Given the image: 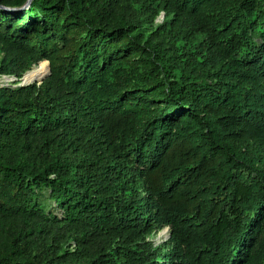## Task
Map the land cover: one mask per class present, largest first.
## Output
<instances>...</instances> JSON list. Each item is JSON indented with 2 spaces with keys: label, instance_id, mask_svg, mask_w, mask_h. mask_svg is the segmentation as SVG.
<instances>
[{
  "label": "trees",
  "instance_id": "16d2710c",
  "mask_svg": "<svg viewBox=\"0 0 264 264\" xmlns=\"http://www.w3.org/2000/svg\"><path fill=\"white\" fill-rule=\"evenodd\" d=\"M147 1L0 0V264H264V0Z\"/></svg>",
  "mask_w": 264,
  "mask_h": 264
},
{
  "label": "rangeland",
  "instance_id": "374dc122",
  "mask_svg": "<svg viewBox=\"0 0 264 264\" xmlns=\"http://www.w3.org/2000/svg\"><path fill=\"white\" fill-rule=\"evenodd\" d=\"M150 2H152V0H149V2L147 1V3H148L147 7L154 10L155 6L152 5V3H150ZM150 13H151V11H150ZM153 14L155 15L154 22H153V24H151V22H147L146 28L149 31V33L153 34V36H154L158 26H160V25L163 26L166 23V21H167L166 16L167 15H166V12L162 9L159 12H157L155 10ZM168 19H170V18H168ZM165 32H166V35L168 36L167 38L169 40L173 41L176 46H180L178 48H184L186 46V44L188 43V41H190V36H188L187 38H184L183 40L177 41L175 36L171 35L170 29L166 28ZM172 33H173V31H172ZM3 57H4V54L1 55L0 61L3 59ZM48 64H49V62H48ZM36 65H34V66H36ZM44 65L48 68V72H49V65L48 66L46 64H44ZM28 72L29 71L25 72L21 77H18L16 75H9V74H1L0 73V86L18 85L20 82H22V79H24L25 75ZM48 72H46V75L44 77L45 79L50 75ZM43 79L41 80L42 82L41 81H34L32 84L37 83L40 85L44 82L45 79L44 80ZM168 238H169V230H168V228H165L161 231H156V232H153L152 234L148 235L146 238V241H152V242L156 243V245H161L166 240H168ZM50 241H52L51 236H50ZM85 243L92 250L96 249L98 247V245L105 246L104 247L105 250L109 249V244H105L100 239H97L96 242H85ZM80 246H82V245H80L78 242L72 240L68 244L67 249L71 250L72 253H77V251L79 250L78 248Z\"/></svg>",
  "mask_w": 264,
  "mask_h": 264
},
{
  "label": "water",
  "instance_id": "95a60500",
  "mask_svg": "<svg viewBox=\"0 0 264 264\" xmlns=\"http://www.w3.org/2000/svg\"><path fill=\"white\" fill-rule=\"evenodd\" d=\"M31 1L32 0H28V2H27V4H26V6H29L30 4H31ZM0 7H2V8H4L3 6H0ZM8 9H13V10H15V11H19V10H21L22 8H8ZM51 73V67H50V63H49V74ZM45 79V78H44ZM43 79V80H44ZM18 80V79H17ZM42 82V81H41ZM33 82H31V83H27V82H25L23 79H22V82H20L18 85H14V86H26V85H30V84H32Z\"/></svg>",
  "mask_w": 264,
  "mask_h": 264
},
{
  "label": "bare ground",
  "instance_id": "6f19581e",
  "mask_svg": "<svg viewBox=\"0 0 264 264\" xmlns=\"http://www.w3.org/2000/svg\"><path fill=\"white\" fill-rule=\"evenodd\" d=\"M46 66H42L41 68H45ZM41 68H39V69H41ZM47 68V67H46ZM48 69V68H47ZM33 70H38V69H33ZM36 71H32L31 73H29L28 74V76L26 77V79H29V78H32V77H34L35 75H36ZM49 73V72H48ZM35 81H38V80H35ZM32 82H34V81H32ZM27 83H31V82H27Z\"/></svg>",
  "mask_w": 264,
  "mask_h": 264
}]
</instances>
